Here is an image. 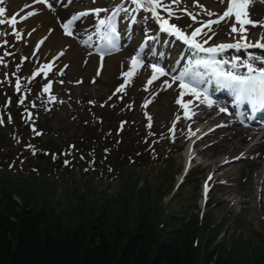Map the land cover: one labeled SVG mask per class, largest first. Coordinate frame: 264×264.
Instances as JSON below:
<instances>
[{
  "label": "rangeland",
  "instance_id": "rangeland-1",
  "mask_svg": "<svg viewBox=\"0 0 264 264\" xmlns=\"http://www.w3.org/2000/svg\"><path fill=\"white\" fill-rule=\"evenodd\" d=\"M8 1L9 19L14 15L15 11L16 14L18 12L22 14L21 10L25 5L35 2V0ZM50 2L53 5L51 9L44 3H37L35 8L37 15L19 25L20 28L24 29V37H27V42L29 43V46H27L29 47L28 56L31 60L42 61V58L50 59L59 51L65 52V57L58 63L53 75V78L56 80L55 91L59 94V100L54 104H48L43 101L50 113L48 115L44 112L40 113L44 117L40 124L46 131L40 140L45 143L42 146L46 147L52 141L58 149H61L68 148L66 146L68 142H75L77 148L87 150L89 146L94 144V147L97 146L99 156L103 155L104 151L101 147L106 144L112 145V143H116V146L121 148L127 143L134 142L133 146L145 148L143 147L146 135L144 128H147L146 126L143 128V118L147 112H145L146 109H144L143 102L147 101L151 95L150 93H146L144 86V81L149 70L148 64H156L170 71L169 76L162 78V81L168 80L169 82H171V74H174L173 70L180 72L183 70L182 67H185V64L182 61H177L176 57L171 56L169 45L165 41L159 40L156 43L157 35H154L156 26L152 24L146 25L149 23L151 16L140 13L133 33L135 39L138 40L131 42L133 49L136 50L140 41L147 37L150 32H152L150 37L154 38L150 42L154 44H149L143 54L144 62L142 70H140L139 77L127 93V98L124 99V101L132 100L136 102L134 110L131 112L128 109L129 112L127 114L129 115L120 111L123 115L113 117L115 112L112 111L113 109L110 106L111 103L118 101L115 91L116 85L119 83L118 71L122 64L121 61L132 58L131 56L136 54V52L133 51L127 55L124 53L127 49H124L119 54L111 55L109 49H106L102 44L98 22L99 19L105 18L107 12H101L99 16L89 15L79 18L71 29L74 33L73 36L65 35L62 25L71 20L76 14L90 9L110 10L114 5L120 4L123 9L132 11V7H127L128 5L125 0H50ZM165 3L171 5V8L175 11V15L170 17L165 11L164 14L172 22L184 28L200 26L206 21L217 18L216 16H208L204 8L218 15L226 10V5L219 4L218 0H199V4L203 5L204 8L197 7L194 0H181L179 5L173 4L170 0H165ZM253 6L264 9V3H261L260 0H257ZM182 9L195 13L197 21L193 22ZM128 11L121 12V21L126 18ZM190 24L192 25L191 27H189ZM233 24L239 28V23L235 21L234 16L227 22L222 21L219 25H213L212 31L209 32L207 30L206 33L214 40H221L227 44L233 43L234 39H236L234 34H230ZM143 25L148 29V32L143 29ZM247 32L249 40L251 39L254 42L260 39L261 34H264V28L249 26ZM125 36L126 30L122 33L121 40H124ZM43 37H46L47 41L43 44L40 55L36 56L34 48ZM88 42L91 43L88 44ZM22 45L23 40H18V48H23ZM157 45H160L158 53L156 51ZM102 50L105 52L103 68L100 71V77L97 78V70L100 65V52ZM260 54V56L264 57V51H261ZM127 61L124 62L125 68L129 67ZM11 68L12 66L9 67L5 62L0 63V83L8 86V82H5V76ZM61 72L63 75L60 74ZM60 81H63V83H60ZM78 81L79 83H77ZM158 85H154L152 90H156ZM145 93L146 97L143 95ZM179 93L178 84H173V87L167 89L166 93L149 108L155 130L163 131L170 121L174 119L175 113L179 110V105L175 103L176 99L179 98ZM88 100L94 102L96 105L94 109L87 103ZM60 101H63V103H60ZM102 102H107L106 106ZM206 104L202 103L198 109L188 111L190 119L185 118L184 113V129H187L192 121L196 119L192 113L204 109ZM90 109L98 111L97 116L102 118L103 122H98L97 125L88 127L85 131V120H91L93 116ZM123 116L125 118L128 117L130 121L126 123L128 125L127 128L125 124L126 131L123 134L122 142H117V139H115L116 141H112L111 138L105 139V134L110 133L108 130L110 128L115 130L118 121ZM228 118L232 119L231 117ZM136 120L139 121V129L135 127L134 123L131 125V121ZM242 127V125H237V128ZM8 129H13V127ZM91 133L95 134L98 141L92 139ZM85 134V139L89 140L88 145H86L88 142L81 139V136H85ZM185 135L186 137L196 136L190 135L188 132ZM100 138L101 142L99 141ZM183 140L181 134L177 136V143L181 142V145H183ZM216 141L218 139L210 136L203 143L201 158L204 163L201 169L197 170L192 181H188L182 188L185 192V197L172 201V205L177 203V201L183 202L182 205L173 206L176 211L183 210L182 212L184 213L180 214L181 217H184L183 220L175 222L171 219L173 217L167 218L166 229H173V226L178 227V229L170 232L169 237L177 238L181 234L186 247L192 244V239H187L189 234H185L189 230L192 232L195 230V218L196 216L198 217L200 186L203 178L207 172H213L216 165L225 156H234L236 153L222 152L215 154L214 152H210L208 149ZM251 146L252 144L249 148ZM163 149L166 148L162 146L161 150ZM186 150L187 148L171 157V161L161 167H156L154 164L150 165V162L148 163L149 165L145 164L142 169L146 167H148L147 170L150 169V172L146 171L149 174L145 177L139 176L136 179L125 180L123 177L118 179L114 176L113 179L100 182V189L96 186L98 191L105 189L109 193V196L103 200L98 198L97 188L93 186V184H96L94 177L85 175L77 169H70L68 171L63 168L60 170L61 173L57 174V177L61 176L59 184L54 185H47L43 181H39V183L32 181L24 182L25 180H18L15 182V185H12V178L0 176V200L3 198L2 191L11 192L13 200L18 203L20 209L29 206L30 210L34 208L33 204L26 205L25 203L31 199L36 207L45 209L49 214L51 211L54 212L55 223L59 222V226L62 228L74 225L73 223L81 217L90 219L100 214H104V216L107 214L108 216L104 229L113 228L114 224L118 227L126 228L127 225L136 224L134 218L141 215L140 211L148 212L144 208L150 209L149 212L156 218L155 224L157 226V220L165 218L163 212L167 208L169 201L173 198L172 187L177 177L179 180L181 169L184 168ZM45 159H49V157H45ZM50 170L53 174L55 173L52 168ZM226 170L224 178L220 179V181L225 182L224 187H221L220 190H215L214 188L213 202H217L218 204L214 208L209 206L207 209V215L212 214L215 216V219L226 221L224 229L216 233L215 240L212 235L201 238L200 245L196 250L193 249V254L201 264H204L206 254L210 252L215 253L211 264H215L218 258L221 261L231 258L236 264H264V182L261 185L263 180L259 177L255 179L253 198L249 204V202L246 203V200L249 201L250 197H247L245 194L236 193L238 182L242 179L240 166L233 165ZM134 180L135 182H133ZM218 185L219 182L217 181L216 186ZM107 186L110 187L106 188ZM2 200H4L3 204H5V199ZM200 203L203 208V201L200 200ZM250 205L252 210L248 209ZM184 230L185 233L183 232Z\"/></svg>",
  "mask_w": 264,
  "mask_h": 264
},
{
  "label": "trees",
  "instance_id": "trees-1",
  "mask_svg": "<svg viewBox=\"0 0 264 264\" xmlns=\"http://www.w3.org/2000/svg\"><path fill=\"white\" fill-rule=\"evenodd\" d=\"M14 113L15 118L19 119L21 114L17 105L14 106ZM92 124L91 121H86L85 131L88 127H92ZM0 130V176L12 178V185L18 180L34 183L43 181L47 185L59 184L61 176L57 177V174L61 173L62 166L53 164L50 155L49 159H45L41 156V152L43 149L60 151L57 157L63 160L65 158L61 155L63 148L58 149L52 141L43 147L45 143L41 142V138L32 130L27 129V132L18 129L0 128ZM90 136L98 141L95 134L91 133ZM85 137L86 134L81 136V139L88 142ZM122 140L117 142L121 143ZM99 141L101 142V138ZM71 143L75 142H68L66 146ZM133 143H127L121 148L117 147L116 143L106 144L101 147L104 151L102 156H99L97 146L94 147L92 144L88 147L87 153L90 156L88 150L94 151V156H91L94 166L83 162L81 166L85 172L82 173L94 177L96 184L93 186L100 189V182L113 179L114 176L118 179L123 177L125 180L145 177L149 174L146 171L150 172V169L147 170L148 167L142 169L145 164L161 167L171 161L172 156L169 151L159 154L158 146L150 151L147 142L143 146L145 148L135 147ZM88 144L89 142L86 145ZM77 149L83 153L86 151L82 148ZM135 153L137 155H133ZM50 168L53 169L54 174ZM194 176L192 173L186 183L179 187L176 193H172L173 198L163 212L165 218L157 220V226L156 218L149 212L150 209L144 208L148 212L140 211L141 215L134 218L136 224L127 225L126 228L114 224L113 228L104 229L107 214L96 215L90 219L81 217L73 223L74 225L62 228L59 222L55 223L54 212L51 211L50 215L45 209L36 207L31 199L25 204H33L34 208L29 210L27 206L21 210L18 203L13 200V194L2 191V199H5L6 203L3 204L4 200H0V264H201L195 258L193 249L199 247L204 236L212 235L215 240L216 233L223 231L226 221L215 219L214 215L207 213L203 217L196 216L195 230L193 232L189 230L185 234H189L187 239H192V244L187 247L181 234L177 238L169 237L170 232L178 227L172 225L173 229L165 228L168 217H173L171 219L175 222L183 220L184 217L180 216L184 213L183 210L176 211L173 207L182 205L183 202L177 201L172 205V201L185 197L182 188L188 181H192ZM96 190L100 200L109 196L105 189ZM217 204L213 200L210 201V206ZM183 232L185 233V230ZM214 254V252L207 253L204 264H211ZM215 264L236 263L231 258L224 261L218 258Z\"/></svg>",
  "mask_w": 264,
  "mask_h": 264
},
{
  "label": "snow or ice",
  "instance_id": "snow-or-ice-1",
  "mask_svg": "<svg viewBox=\"0 0 264 264\" xmlns=\"http://www.w3.org/2000/svg\"><path fill=\"white\" fill-rule=\"evenodd\" d=\"M3 0H0L2 3ZM36 3H44L50 9L53 7L50 0H35ZM181 0H172L173 4L179 5ZM256 0H218L219 4L226 5V10L222 14H216L208 9L204 8L203 5L199 4V0H194L196 6L199 8H204V11L207 13L208 16H216V19H212L203 23L202 27L194 28L190 35L186 34L182 31L178 26L175 24H169L167 19H163L160 17L158 9H162L163 11L167 12L168 15L174 16L175 11L171 8L170 4H166L163 0H131V4L135 7L132 11L137 10H147L152 15L156 16V18L160 21L161 29L165 32H169L175 36H177L180 40H182L185 44H187L191 50H193V56L196 57L193 60L188 61V67H185L182 71L178 74H171V82L165 80L162 82V87L167 90L173 87V84H178L180 88V96L176 99L175 103L180 105L183 109H185V118H191L188 115V109L192 101H184L183 97L186 95L193 96L196 100L200 101L201 103H207L208 106H212L213 101L209 99L206 90L202 89V85L211 83V79L209 77L214 78L217 85L223 88L231 89L232 92L235 94L237 103H248L254 106L264 107V67H254L253 63L249 61H259L262 65H264V57L262 56H255L249 55L248 60L242 62L240 66L247 68L246 75L239 74L237 71L234 70H225L224 65L228 64L229 61L227 60H217L216 57L219 53H223L228 49H235L240 51L241 49H248V48H259L264 49V34H261L260 39L256 42H251L247 36V28L246 26L252 27H261L264 28V20L262 21H254L250 18L249 14V7L254 4ZM261 3H264V0H260ZM27 7H31L30 5ZM108 9H90L85 12H81L73 16L71 20L65 22L62 27L64 29L65 35L73 36L74 33L71 30L74 22L82 17L95 15L99 16L101 12H108ZM120 11L127 12V9L117 8L116 10L112 11L111 15L108 16L106 19L101 18L99 19V35L102 40L106 42L109 46L110 50L116 49L117 45L115 42V34H116V27H115V18L116 15ZM189 18L195 22L197 20V15L195 13L189 12L187 9H182ZM5 14V9L0 8V17H3ZM35 11L28 12L23 19H27L29 16L36 15ZM19 15L14 14L9 20L0 19V25L5 23L10 24L11 26L15 27L17 20L16 16ZM235 17V21L239 23L240 28H237L235 24L232 25L230 29V34H239L240 40H237L235 43L229 44H219L210 47H204V44H207L208 41L211 39V36H208L204 29H208L209 32L212 31L213 25H219L222 21L227 22L231 20L232 17ZM192 25L190 24L189 27ZM4 33H0L3 35ZM15 36L17 39L21 38V34L17 31L15 32ZM200 36L203 39V43L197 41V37ZM91 39V37H89ZM148 39H154L153 37H148ZM6 44L7 41H4ZM43 43V41H41ZM87 43V42H85ZM199 53H208L210 54L209 57H201ZM6 55L8 53H5ZM63 51L59 55H63ZM91 54V53H89ZM105 52L102 50L100 52V65L98 66L97 75L100 74L101 69L103 68V59H104ZM59 56L57 57V59ZM239 58H234L232 62V69L237 68L236 60ZM0 63H4L3 57H0ZM137 58L134 56L131 61L130 70L128 72L123 73L125 78L132 77L135 74L136 65L138 64ZM53 65L46 64L38 70L34 75H40L41 72L44 73V76L47 77L48 71H51ZM153 70V75L147 81L148 85L153 84L154 81L159 79L160 76H169L170 71H166L163 67L157 66L155 64L151 65ZM47 69V71H44ZM203 69V71H201ZM63 75V73H60ZM63 83V81H60ZM79 83V81L77 82ZM16 91H21V85L19 83V79H17L15 85ZM52 88V83L49 82L48 84L44 85L43 91L45 93L50 92ZM125 85L122 84L118 89L117 92H123ZM147 90V88L145 89ZM49 102H56L55 96H49ZM150 102V101H149ZM19 103L23 104L24 101L21 99ZM63 103V101H60ZM147 106V105H145ZM35 107V104H33ZM220 112L228 113L227 108L221 107L219 109ZM231 115V113H228ZM195 115V112L192 113ZM29 118H31V114H28ZM151 120V117L148 118ZM177 120L180 119L179 116L176 118ZM3 118L0 117V124H3ZM151 127V124H149ZM219 127V125H218ZM35 131V129H33ZM40 135V133H37ZM243 154L240 157H236V159L242 158ZM211 179V177H210ZM207 185L205 186V193H207Z\"/></svg>",
  "mask_w": 264,
  "mask_h": 264
},
{
  "label": "bare ground",
  "instance_id": "bare-ground-1",
  "mask_svg": "<svg viewBox=\"0 0 264 264\" xmlns=\"http://www.w3.org/2000/svg\"><path fill=\"white\" fill-rule=\"evenodd\" d=\"M249 14L254 21L264 20V9L258 7L250 8ZM90 43L88 42V44ZM257 64L260 65L261 63L257 62ZM219 100L215 101L212 106L206 105L200 112L201 114L198 119L194 120V122L200 121L206 124H217L214 138L218 139V141L214 142L208 150L215 154L236 152L233 156L234 159L230 162V166H240V173L242 174V179L238 182L236 193L245 194L247 197H250L249 201L246 200V203L249 202L250 204L253 198L255 179L259 177L264 182V131L256 129L254 133L250 129L246 131L234 127L236 124L231 123L226 118V115L219 111L221 107L224 108V103ZM250 139L251 143L256 141L251 148H249ZM241 154H243L242 158L236 159ZM248 209L252 210L251 205L248 206Z\"/></svg>",
  "mask_w": 264,
  "mask_h": 264
}]
</instances>
